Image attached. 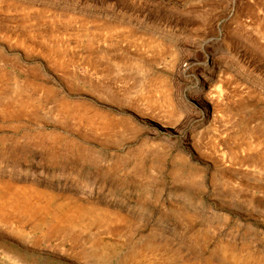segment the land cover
Wrapping results in <instances>:
<instances>
[{"label":"rangeland","instance_id":"374dc122","mask_svg":"<svg viewBox=\"0 0 264 264\" xmlns=\"http://www.w3.org/2000/svg\"><path fill=\"white\" fill-rule=\"evenodd\" d=\"M263 154L264 0H0V264L264 263Z\"/></svg>","mask_w":264,"mask_h":264},{"label":"bare ground","instance_id":"6f19581e","mask_svg":"<svg viewBox=\"0 0 264 264\" xmlns=\"http://www.w3.org/2000/svg\"><path fill=\"white\" fill-rule=\"evenodd\" d=\"M50 55H49V57L51 58V60H49L50 61V63H52L55 67H60V69H64V68H66L68 65H69V62L67 61V60H63V59H60V56H59V54L58 53H56L55 54V56H53V54L52 53H49ZM49 58V59H50ZM53 59V60H52ZM221 57H218V58H216V59H214L213 60V62H212V65H211V67H212V70H211V72H210V76H209V82H211L210 80V78L213 76L211 73H212V71L214 70V68L216 67V66H219V64H220V62H221ZM66 61H67V63H66ZM71 62H72V60H71ZM89 63L92 65V63L89 61ZM137 63V65H138V68H141V69H144V66L143 65H141L140 63H138V62H135V64ZM118 64H119V66L120 67H128V66H131V64H132V62H127V61H119L118 62ZM95 68V67H94ZM96 69V68H95ZM16 81H17V79H16ZM18 83H16V85H15V90L16 91H18L17 92V94H18V96L15 98V99H13V101H15V104L17 105V106H19V107H21V108H23L24 107V103L19 99V97L21 96V94L23 93V91H24V89L26 88L27 90H28V92H30V93H35V92H37V91H39V87H37V86H30V85H25V83L23 82V83H20V81H17ZM144 84L141 86V94H142V98H144L145 99V101H148V105H152L155 101H154V99H153V97L151 98L150 97V94L151 93H153V92H157V93H160V94H162V93H164L163 94V104H166L167 106H169V105H171L170 104V99H169V96L165 93L166 91L164 90V88H163V81L162 80H159V79H155L154 81L152 80V83H151V86L150 85H148L149 83L148 82H145V80L144 81H142ZM27 86V87H25V86ZM22 86H24V87H22ZM149 87V88H148ZM151 90H152V92H151ZM23 96V95H22ZM26 100V99H25ZM201 101H204V100H202L201 99ZM143 102V101H142ZM150 103H152V104H150ZM4 104V103H3ZM155 104V103H154ZM7 105V104H6ZM146 105H147V103H146ZM205 105H206V103H205ZM28 106V105H27ZM26 106V107H27ZM78 107V106H77ZM150 107V106H149ZM28 108V107H27ZM57 109L56 110H58V111H60V112H63V113H66V114H68V115H72V116H75V115H80L84 120H90V121H94V118L96 119L99 115H97V113H95V112H89V111H87L85 108H80L79 107V109H76L75 107H73L72 105H70L69 103H59L58 104V107H56ZM206 108H207V105H206ZM78 110H80V112H78V113H76V111H78ZM71 116V117H72ZM65 118V117H64ZM89 121V122H90ZM107 125H109L106 121H102V127L101 128H107L106 126ZM97 129H99V128H97ZM201 132V131H200ZM196 133V132H195ZM198 134V133H197ZM196 136V134H194L193 136H192V138H194ZM251 144V146H253L254 144L252 143V142H248V144ZM263 143V142H262ZM262 143H260V145H262ZM258 145V144H257ZM251 146H250V148H251ZM255 148V147H254ZM253 148V149H254ZM248 149H249V145H248ZM264 155V154H263ZM232 256V255H231ZM252 258V257H251ZM257 259H258V257H257ZM233 260H235V262H237V263H240V264H253V263H251V261L249 260V257H240V255H238V256H234V259ZM255 261V263L254 264H264V263H261V261H259L258 262V260L256 261L255 259L253 260V262ZM263 262H264V259H263Z\"/></svg>","mask_w":264,"mask_h":264}]
</instances>
